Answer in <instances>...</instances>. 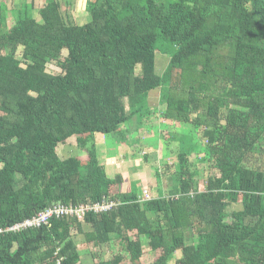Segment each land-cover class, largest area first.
I'll return each instance as SVG.
<instances>
[{
    "label": "trees",
    "instance_id": "1",
    "mask_svg": "<svg viewBox=\"0 0 264 264\" xmlns=\"http://www.w3.org/2000/svg\"><path fill=\"white\" fill-rule=\"evenodd\" d=\"M77 7L0 0V230L58 204L116 207L0 234V264H79L73 230L93 264H264V0H90L84 25ZM159 37L177 47L163 75ZM154 96L165 121L204 130L219 176L203 190L204 169L179 144L169 197L157 189L141 202L136 186L120 194L123 176L99 165L95 134L125 143L132 129L122 126L140 130ZM74 138L86 166L59 155ZM236 203L242 210L229 213Z\"/></svg>",
    "mask_w": 264,
    "mask_h": 264
},
{
    "label": "rangeland",
    "instance_id": "2",
    "mask_svg": "<svg viewBox=\"0 0 264 264\" xmlns=\"http://www.w3.org/2000/svg\"><path fill=\"white\" fill-rule=\"evenodd\" d=\"M78 1H79V3H78V7H77V17L79 19V22H77V24L84 25V24H86V22H89V20H90L89 17H83V16H87L88 12L85 11L86 10L85 4L87 6L88 1H90V0H78ZM32 2L34 4L36 3L38 6H43L44 3H46V0H15V1H11V0L7 1L6 0V5H7L8 9H11V8L19 9L23 3L30 4ZM34 16L37 17L36 11L34 12ZM157 44H158L157 45L158 51L156 54V71L158 72L159 75H163L165 70L167 69V67L169 65L168 59L171 58V56L173 55V53L177 49V47L173 48V46H171L169 42L165 41L161 37L158 38ZM49 71L52 73H59V72H61V69H59L58 67L50 66ZM161 101L162 100L159 96L158 97L154 96V97H151L150 99H148V101H147V106H148L147 108L148 109H146V110L148 111L149 115H145L140 119V121L143 124L142 125L143 127L140 128V130H138L139 128L131 130L130 134L129 133L127 134L126 142L125 143H119V144H120V146H123V147L129 146L130 148L135 149L139 145L140 137H142V140L149 139L151 142H152V139L154 137H157V136H158V138L161 139L162 144L160 146L163 150L164 158L168 157L167 160L159 159L157 151H151V149L153 150L154 147L149 142V144L147 146V151L150 152L151 154L148 155L147 158H145V157L141 158L143 160V164L146 166V168L144 169L143 168L144 166H142L139 169V172L137 170L136 171H137V173H139L138 178L142 177L140 179V183H141L140 185L142 187H147V186L149 187L150 186V188L151 187L155 188L158 184L156 189H163L166 193L164 195L167 198L169 197L168 196L169 194L167 192V190H170L169 184L172 183L173 181L176 182L179 180L180 165L177 161V154H174V153H177L178 145L183 144V147L185 150H187V151L190 150L193 152V154L189 158V160L192 161L193 169H197V170L204 169L200 173V183L202 184V186H203L202 188L204 190L206 179H208V177L219 176L218 172L213 167V163L211 161H208L209 158L205 152L206 141L204 140V137H203V131L204 130L202 128L192 127L191 124H183V126H182L183 132L178 131V133H180L182 138H183L182 141H181V138H178L179 136H176L175 134L169 133L168 130H161V132L158 131L160 127L158 129L155 127V121L157 123H159V117L160 118L164 117V110H165V106L162 104ZM138 121H139V119H138ZM141 122H139V123L141 124ZM168 122H171V121L161 122L160 125H163V123L170 124ZM135 125H137V124L135 123ZM128 129H126V130L124 129V130L127 131ZM163 129H165V128H163ZM172 131H175V130H172ZM104 136H107L106 140L109 141V143L107 144L108 146H110V147L112 146V143H110V140L113 143L114 142L118 143L117 142L118 140L115 136H113V135H104ZM132 136H133V138L129 139ZM162 140H164L165 142L163 143ZM68 145L69 146L65 145V146L61 147L59 150V155L63 159H66L67 156H71L72 153L77 152V150H78L75 138L72 139ZM180 145H179V147H180ZM70 146H72V147H70ZM100 152H101L100 150L96 149V155H97L96 160L98 161V163L100 162L98 160V158L101 156ZM152 152H154V153H152ZM105 153H106V151H105ZM87 154L88 153H85V154H82V153L79 154L78 153V156L80 157L83 166H86V164L89 162V157ZM175 155H176V157H175ZM124 157L125 158H123V156H119L117 158V160L115 159L114 161H117L118 165L113 166V168L122 169L123 167H125L126 163L128 162L129 156H124ZM123 159H124L125 163L121 164V161ZM111 161L112 160L110 159V161L108 160L107 162H111ZM160 161H162V163H160ZM100 164H101V166H105V165H102L101 162L99 163V165ZM144 170H146V174L151 177V180L148 179L147 177H145L146 174L144 173ZM83 172H85V169H83ZM155 175H158V177L160 179L159 182H158L157 178H155ZM109 176H110V178L112 177L110 174H109ZM17 178H18V181H20V176H18ZM114 178H115V175L111 179H114ZM123 178L125 181L123 183V185L120 188H118V186H117L120 194L122 192L124 193L123 187L126 184V180H127L126 177L123 176ZM163 182H165L164 186H162ZM156 189H152V190L150 189V196H152V197L158 196ZM146 196L147 197H144L143 199H141V202H146V200L150 201L151 199H154V198H151L150 196L148 197V193ZM240 210H242V206L240 203H236L234 205H231L228 208L229 213L238 212ZM154 217H155V215L152 214L150 218L154 220ZM84 230L86 232H88L87 231L88 227L85 226ZM72 235H73V240L77 244L78 251L80 254V260H79L80 263L79 264H93L94 258L89 253V249H88L89 245L86 243L85 236L83 234H79L76 230H73ZM143 251H144V254H148L151 252V250L148 247V244L144 243ZM99 253L101 254L103 260H105V261L112 260L113 255H114V251L110 245L102 246L101 249L99 250ZM175 256L177 259H180L182 257V254H181V252H177L175 254ZM147 258H148V255H145L144 260H146ZM59 260H61V259H59ZM142 262H143V259H142Z\"/></svg>",
    "mask_w": 264,
    "mask_h": 264
},
{
    "label": "crops",
    "instance_id": "3",
    "mask_svg": "<svg viewBox=\"0 0 264 264\" xmlns=\"http://www.w3.org/2000/svg\"><path fill=\"white\" fill-rule=\"evenodd\" d=\"M7 1H9V0H7ZM11 1H15V0H11ZM78 3H79V1H78ZM11 9H14V8H11ZM85 9H86V4H85ZM83 17H89V19H90V16L88 15V13H87V16H83ZM90 20H89V22H90ZM76 22H79V19L77 17V14H76ZM89 22H86V23H89ZM78 25H81V24H78ZM161 122H167V121H165L164 118H160V117H159V123H157L155 121V127L157 129L159 127L161 128V129L159 128L158 131L161 132V130H168L169 133L175 134L176 136H179L178 138H181V141H182L183 138H182L181 134L178 133V131L179 132H183V128H182L183 124L168 122L170 124L163 123V125H160ZM122 128L125 129V130L128 129V128L134 130V129L137 128V125L132 126L131 124H126V125H123ZM163 128H165V129H163ZM172 130H175V131H172ZM106 138H107V136H104L103 134H95V145H96V149L101 151L100 152L101 153V156L98 158V160L102 163V165H105L106 168H108L109 174L112 177L114 175L115 176L116 175H122V176H124V177L127 178L126 184L123 187L124 194L130 193V191L133 190L132 187L134 188V186H136L139 189V191L138 190L137 191H138V194L140 195V197H142V195L144 193L145 194L148 193V195L150 196V189L151 190L152 189H156L157 186L155 188H153V187L150 188V186L149 187L148 186L147 187H142L140 185L141 184L140 183V179L142 177H139L138 178L139 173H137V171L139 172V169L142 166H144L143 167L144 169L146 168V166L143 164V160L141 158H143V157L147 158V156L151 154L150 152L147 151V146H148L149 142L154 147L153 150L151 149V151H157V154H158L159 159H161V160H167L168 157L167 158H164L163 150H162V148L160 146L162 144L161 139L158 138V136H157V137H154L152 139V142H151L149 139L142 140V137H140L139 145L137 146V148L132 149L129 146H127V147L120 146L119 143H116V142L113 143L111 140H110V143H112V146L110 147V146L107 145L109 143V141L106 140ZM132 138H133V136L130 137L129 139H132ZM162 141H163V143L165 142L164 140H162ZM70 147H72V146H70ZM105 151H106V153H105ZM152 153H154V152H152ZM76 154L77 153L74 152V153H72L71 156H67V158L74 157V156H78ZM119 156H123V158H125L124 156H129L128 162L126 163L125 167H123L122 169L113 168V166H117L118 165V162L117 161H114V160L115 159L117 160V158ZM109 158L112 160L111 162H107L108 160L110 161ZM124 163H125V161L123 159L121 161V164H124ZM160 163H162V161H160ZM144 173L146 174V170H144ZM145 177H147L148 179L151 180V177L148 176L147 174H146ZM169 185L172 186V183H170ZM167 192H169V190H167ZM163 193L166 194L165 191H163ZM157 194H158V192H157ZM150 197L151 198H154V199L157 198L156 196H153V197L150 196Z\"/></svg>",
    "mask_w": 264,
    "mask_h": 264
},
{
    "label": "built area",
    "instance_id": "4",
    "mask_svg": "<svg viewBox=\"0 0 264 264\" xmlns=\"http://www.w3.org/2000/svg\"><path fill=\"white\" fill-rule=\"evenodd\" d=\"M146 195L147 194L144 193L141 199L147 197ZM114 207H116V204L113 202H104L102 204L99 203L82 204L78 206L58 204L39 213L36 217L32 219L25 220L20 224H16L12 227L0 230V234L19 232L23 229L47 225L49 221L53 218L67 217V218H77L78 220L83 221L85 217L90 213H95V214L105 213L110 211ZM62 260L63 259L58 260L57 264H62Z\"/></svg>",
    "mask_w": 264,
    "mask_h": 264
}]
</instances>
